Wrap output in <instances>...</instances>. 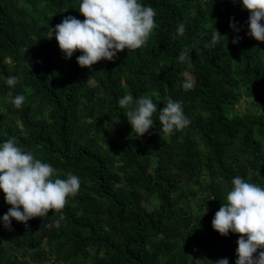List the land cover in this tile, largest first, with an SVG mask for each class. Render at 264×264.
Returning a JSON list of instances; mask_svg holds the SVG:
<instances>
[{"label":"trees","instance_id":"trees-1","mask_svg":"<svg viewBox=\"0 0 264 264\" xmlns=\"http://www.w3.org/2000/svg\"><path fill=\"white\" fill-rule=\"evenodd\" d=\"M142 3L157 12L147 43L89 69L80 51L65 59L47 39L64 17L85 19L80 0H0V142L14 136L60 178L81 179L63 209L13 220L12 231L0 223V264H235L239 234L221 236L212 220L237 175L264 186V42L246 34L249 12L233 0ZM210 17L223 36L215 46ZM184 48L191 67L178 60ZM9 91L26 97L21 107ZM127 93L150 95L158 110L181 101L191 123L168 135L157 113L137 138L118 104ZM243 97L250 108L238 115ZM10 207L0 191V217Z\"/></svg>","mask_w":264,"mask_h":264},{"label":"clouds","instance_id":"clouds-1","mask_svg":"<svg viewBox=\"0 0 264 264\" xmlns=\"http://www.w3.org/2000/svg\"><path fill=\"white\" fill-rule=\"evenodd\" d=\"M249 12L247 35L264 42V0H233ZM80 20L75 16H66L61 23L50 27L47 39L55 36L65 59H71L75 52L82 54L76 62L82 68L91 69L102 60L113 61L125 49L143 47L152 31L157 27V12L151 5L142 0H80ZM214 32L210 46H215L221 33L214 27L216 20L210 17ZM230 27L237 33L232 39L238 44L242 37L241 28L234 18ZM186 26L178 23L176 34L183 36ZM28 49H25V53ZM179 62L188 67L193 59L188 48L181 50ZM182 87L190 90L195 81L190 74ZM20 78L11 75L6 84L14 88ZM26 97L23 94H12L9 100L17 108L21 107ZM120 108L126 109V117L137 138L143 137L156 125L158 120L165 134L173 135L183 130L191 121L184 111L181 101L167 99L164 107L158 110L157 103L150 95L135 97L127 93L118 100ZM119 123L117 118L114 124ZM58 170L34 156L17 144L16 137L0 142V191L5 202L11 207L0 217L4 229L13 230V220L28 225L35 217H46L50 210L63 209L69 197H74L80 189L81 179L75 174L60 178ZM60 221L56 224L59 226ZM212 226L221 236L239 234L237 240L235 264H264V186L250 182L237 175L227 192L226 203L221 204L216 212ZM208 264H230L229 258L215 261L205 259Z\"/></svg>","mask_w":264,"mask_h":264},{"label":"rangeland","instance_id":"rangeland-1","mask_svg":"<svg viewBox=\"0 0 264 264\" xmlns=\"http://www.w3.org/2000/svg\"><path fill=\"white\" fill-rule=\"evenodd\" d=\"M60 55H63L62 52H60ZM64 56V55H63ZM91 83H93V81H91ZM249 101L247 100V98L243 97L242 101L239 103L238 105V108H236L233 112L234 113H237L238 115H243L247 109L250 108V105H249ZM147 206L149 207V209H152L153 208V203L152 202H146Z\"/></svg>","mask_w":264,"mask_h":264}]
</instances>
